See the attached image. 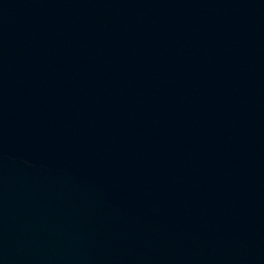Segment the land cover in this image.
<instances>
[{
    "label": "water",
    "instance_id": "95a60500",
    "mask_svg": "<svg viewBox=\"0 0 264 264\" xmlns=\"http://www.w3.org/2000/svg\"><path fill=\"white\" fill-rule=\"evenodd\" d=\"M0 264H264V0H0Z\"/></svg>",
    "mask_w": 264,
    "mask_h": 264
}]
</instances>
